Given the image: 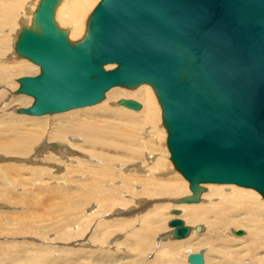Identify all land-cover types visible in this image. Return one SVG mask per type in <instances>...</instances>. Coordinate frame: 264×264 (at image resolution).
I'll return each instance as SVG.
<instances>
[{
    "label": "water",
    "instance_id": "95a60500",
    "mask_svg": "<svg viewBox=\"0 0 264 264\" xmlns=\"http://www.w3.org/2000/svg\"><path fill=\"white\" fill-rule=\"evenodd\" d=\"M57 2L41 0L37 30L24 28L16 43L40 70L18 79L16 94L33 98L19 113H63L100 103L114 87L148 85L170 161L191 192L179 203H196L206 184L264 198V0H100L76 43L54 22ZM168 225L177 239L189 233L180 219ZM187 263L203 264L202 253Z\"/></svg>",
    "mask_w": 264,
    "mask_h": 264
},
{
    "label": "bare ground",
    "instance_id": "6f19581e",
    "mask_svg": "<svg viewBox=\"0 0 264 264\" xmlns=\"http://www.w3.org/2000/svg\"><path fill=\"white\" fill-rule=\"evenodd\" d=\"M26 1H28L27 5L23 8V5L24 3H26ZM99 1L100 0H58L54 10V22L60 30L66 31L68 40L71 43H76L77 41H79V39H82L85 36L89 16L91 15L94 7ZM40 2L41 0L0 1V27H2L0 28V35L4 32L3 26L7 27V25L10 24L9 22L6 23L4 19L11 18V14L16 11H20V25H18L20 26V29L14 35L13 41H11L10 39V37L12 36V34H10L12 32L10 31H5L4 34H6V37H3V40L0 39L1 53L2 50H8V48L12 49V53H9L10 55L5 54L4 57L10 59L16 54L14 51L16 42L18 41L19 36L24 28L37 30L33 26V21L34 15ZM1 56L0 60H4V58H1ZM20 62H23V65L21 63V65L12 67H0V86L4 84L11 85V77L22 74L25 72V70L31 69L26 66L27 64L25 65V63H27L25 62V60H21ZM113 68L114 67L109 68V66H106L105 70H110ZM105 96L106 97L103 102L98 103V105L94 107H84L79 110H71L63 114L50 116L51 120L47 124H44L43 119L50 118L48 117V115L33 118L24 116L22 114L23 116H19L22 118H15L13 116V118H11V115L9 114L10 116L7 118L10 121H14V124L11 125L10 128H7L11 129L9 132H12V138L7 142H0V186H4L7 189L4 195L0 194V236H8L9 234L23 237L26 233H30L31 231H33L31 236H39V234L35 230H33L34 228L32 222L34 223V221L27 219L28 217L33 216L35 221L42 222V217L37 213V211L41 210L39 198L37 196L41 194L39 187L42 184H47L49 181H51L49 180V178H52V182H69V179L73 178L71 181L76 182L82 179V175H84L82 171L83 167H80L81 165L84 167H90L91 165H93V163L96 164L98 162L99 166L91 167L97 174V177L102 178V180L108 178H110L111 180H116L118 178V173L113 169H121V167L116 166L115 168H113V166L116 164L115 161H113L112 158L107 154L103 155L102 153H100L102 152L103 147L108 146V139H116L117 132L114 131L118 130L120 134L125 137L126 140L124 142L126 143V146L122 147L120 145H116L114 147H111L113 151H116L118 149L130 151L138 149V147L145 148L148 144L147 141L149 143L152 142L153 144H157V146H160L161 144V147L164 146L162 150H165L167 135L165 133V130L160 131V121L162 119L161 108L159 106V103L157 102L155 93L148 85H140L138 86V88H135L133 90H128L122 87H114L106 92ZM122 98H136L141 100L143 104L142 109H140L139 112L134 113L133 111H129L120 107L118 102ZM16 99L18 102L14 106L16 107V112L17 108H25L33 103V98H29L24 95L20 96V98L18 96L15 98V100ZM137 123L142 124L143 127H137ZM146 125H156L158 127V139L154 138V136L151 134L150 128H147ZM137 130H140L138 134L136 133ZM9 157H14V160L10 161L11 159ZM148 160L151 161L152 164L149 167L151 168V171L164 169V173L155 175V178H160L165 175L169 177L168 180L160 182H155L154 180L150 182L148 180L137 181L143 183L146 188H150L152 189V191L156 192L157 195H159L155 196L157 198L161 196L167 198H178V200L171 199V203L169 202V205L167 207H152V210H148L145 212H143L142 210L141 212H139V214H136V216L133 215L134 217H132V219L134 218V220H139L138 225L140 227L142 222V229L133 233V235H135V238H133L132 242L133 247H135V249L136 247L141 249V252H144L142 248H148L149 251H151L147 252V256H149L152 251H154V253L152 254V256H156L154 257V259L159 258L155 260L154 263L150 264H178L167 262H169L173 257H179L182 255L187 261L189 255L196 254L193 253V251L202 252L204 260L203 264H264V257L262 256L251 257L250 259L252 260V263H234L231 261H228L227 263H207L205 255L207 254L208 250L205 247L185 246L186 241L193 236V233L197 235L203 234V227H200L199 224L198 226H196L195 224L200 222L202 223V221H204L205 219L209 220L211 214L215 212L214 209L219 207V202L222 203V207H225L229 203L242 201L243 195H245L253 200V202H255L254 206L260 204L261 207L264 208V201L260 198V195L253 191H250V189L243 190L239 187L237 188L235 187V185L218 186L210 184L206 187L203 186L205 187L204 192L201 193L199 200L196 203L182 204L179 203V201L183 197L191 195V192L190 190H188V186L172 182V176H174V174H177V170L173 166H171V162L166 159L165 155L163 157L160 154H147L146 161L148 162ZM22 162L23 164H21ZM58 163L60 165L63 163L66 166L65 172L61 173V169H58L59 167H57L56 165ZM19 164L23 165V170L29 169V171L32 172V175L30 176L31 179H29V184L33 187L36 186L39 189L40 193L36 192L33 194L23 187V184L25 183V181L23 180H25L26 178L20 175L21 171L18 170V167H20ZM15 166L17 167V169L15 168ZM143 167L144 166L140 165L139 162H134L131 165L122 166V171L130 175H139L140 172L143 171ZM151 171L148 169V171L146 172L145 170L146 174L143 171L141 172V175H143L142 173H144V176H150ZM43 180L47 182L43 183ZM15 192H18L17 197H15ZM53 192L54 190L52 189L48 190L49 195H52ZM111 193L116 196H118L119 194L116 190L111 191ZM23 196H26L27 199L23 200ZM30 197L34 199L36 198V202L33 205H31L32 203L30 201H27ZM140 198L143 200H141ZM146 198L153 199L154 197H147L143 195L135 196V200L133 202L135 203L134 205L137 208H130L132 210H135L138 209V207L143 206V204L147 202ZM85 201L88 202V199H86ZM128 206L129 205L117 207V211L115 210V207L112 211H110L111 213L108 212L107 214L112 215V212H114L115 217H117L123 211H127ZM174 209L180 211L179 215H174L175 217L172 216L173 214L171 212ZM166 212L168 215L170 214V212L172 214L170 215L171 218L169 221L173 219L182 220L184 226L189 229V233L185 238L177 239L174 236V229L170 227V230L168 229V227L165 233L160 235L157 234V236L155 237L156 239H154L155 246L153 245V247L150 248L151 235L149 229L153 224L159 222V220L163 218V213ZM148 213H154L152 215V219L150 218V216H147ZM123 215L129 216V214ZM183 218H185L186 221ZM126 219L128 221H124V223L126 222V225H124L123 228L131 229V227L127 225H129L130 220L132 219L129 218V220L128 217ZM120 220L122 219H118L117 223H119ZM69 224L70 223L62 222L61 226L64 227L65 225ZM190 227H192V230H190ZM58 228L59 225H57V221L53 222L51 230H57ZM87 230L82 236L84 239H82L81 237L79 240H81V244H85L84 241H86L88 244L86 245L92 247L93 244L90 241L91 236L89 238L87 237ZM121 230L123 231V229ZM235 232L236 230H234L233 228L231 230V234L235 237H239L235 235ZM242 235L247 236V233L244 232ZM249 238L250 251L255 252L260 249H264V234L255 232ZM117 241L118 240L116 239V243H112L114 241H111L110 239L109 243L118 245ZM166 243L173 245H169L163 248V245H165ZM199 245H201V243H198L196 246ZM204 245L205 244H203L202 246ZM93 248H98V246H95ZM11 260H14V258H11ZM16 261L18 263H21L18 258L16 259Z\"/></svg>",
    "mask_w": 264,
    "mask_h": 264
},
{
    "label": "rangeland",
    "instance_id": "374dc122",
    "mask_svg": "<svg viewBox=\"0 0 264 264\" xmlns=\"http://www.w3.org/2000/svg\"><path fill=\"white\" fill-rule=\"evenodd\" d=\"M27 2L28 1L24 3L23 8L27 5ZM19 12L16 11L13 14H11L10 16L11 18L4 19L6 23L9 22L10 24L7 25V27L3 26V31L12 32V33L9 32L10 34H12V36L10 37L11 41H13L14 35L20 29V26H18L20 25ZM13 23L14 24L18 23V24L14 25ZM4 32L3 34L0 35L2 36L0 37V39L2 40L3 37L4 38L6 37V34H4ZM80 40L81 39H79V41ZM6 50H2V53L0 52L1 53L0 56L1 55L3 56V57L1 56V58H4V60H0V67L2 66L12 67V66L21 65V63L23 65V62L20 61L25 60V62H27L25 63V65L27 64L26 66L29 69L30 68L31 69L25 70L24 73L11 77L10 79L11 85L1 84L2 86H0V142H7L12 138V132H9L11 129H7V128H10V126L14 124L13 123L14 121H10L7 117L11 115L10 116L11 118L13 117L22 118L19 116H23L22 114L20 115L18 110L24 108H20V107L17 108L16 109L18 112L17 113L15 111L16 107H14L15 104L18 103L17 99L15 100V98L18 96L20 98V96H22L20 94L18 95L16 94V91L19 89L18 79L27 76H35L39 74L38 72H40L39 67L33 65L27 59L15 53H14L15 55L13 54L14 56L12 55L13 57H11L10 59L4 57L5 54L7 55L9 53H12L11 48H8L7 51ZM112 67L114 66L109 65V68ZM126 89L133 90L129 88ZM105 97L106 96H104V99ZM125 99H132L139 102L141 104V109H142L143 104L141 100L136 98H125ZM103 100L101 102H103ZM31 105H29L28 107H30ZM96 105H93L91 107H94ZM79 109H73V110H79ZM133 112L136 113L139 111H133ZM63 113L47 114V115L48 117H50ZM47 115H42V116L24 115V116L37 118ZM43 120H44V124H47L51 120V117ZM161 122L162 119L160 121V127H161L160 131L165 130ZM136 126L140 128L143 127V125L140 123H137ZM147 128H150L151 134L154 136V138L158 139V134H159L158 127L156 125L153 126L148 125ZM139 131L140 130H137L136 133L138 134ZM114 132H117L116 139H108L107 140L108 146L103 147L102 152L100 151H96V152H100L103 155L107 154L108 156H110L112 160L115 161L116 163L113 166V168H115L116 166L121 167V169H113L115 172L118 173V178L116 180H111L110 178L102 180V178H98L97 174L93 171V168H91L94 166H99V163L95 161L98 164L93 163V165H91L90 167H84L82 165L80 166L83 167L82 171L84 175H82L83 176L82 179L76 182L71 181L73 178L69 179V182H64V181L52 182V178H49V180L51 181H49L47 184L44 183L47 181L43 180L42 182L44 184H42L39 187L42 195L40 194L37 196L39 198L40 209H41L37 211V213L42 217L41 219L42 222L35 221L33 216L28 217V219L26 218L27 220L34 221V223L32 222L34 228L33 230H35L39 234V236L38 237L31 236L33 231H31L30 233H26L25 236L23 237H18L9 234L8 236H0V264H10V263L12 264H150V263H154L155 260L159 259V258L154 259V257L156 256H152L154 251H152V253L149 256H147V252L151 251V250L149 251L148 248H142L144 252H141V249L137 247L135 249V247H133L132 242H133V238H135L134 237L135 235H133V233L142 229V222L140 227L138 225L139 220H134V218L132 219V217L136 216V214H139V212H141L142 210L143 212L152 210L151 209L152 207H157V206L159 207L161 206V208L167 207L171 199L178 200V198H173V197L167 198L163 196L157 198L155 196H159V195H157L156 192L152 191V189L150 188H146V186L143 183L137 181V180H148L150 182L154 180L155 182H160V181L168 180L169 177L165 175L160 178H155V175L164 173V169L151 171V168H149L152 165L151 161L149 160L148 162L146 161L147 154H160L163 157L165 155L166 159L170 161L167 146H165V150H162L164 146L161 147L162 146L161 144L160 146H157V144H153L152 142L149 143L147 141L148 144L146 145L145 148L138 147V149H134L130 151L121 150V149L113 151L111 147H114L116 145L117 146L120 145L122 147L126 146V143L124 142L126 140L125 137L121 135L118 130ZM13 158L11 157L10 161L14 160ZM134 162H139L140 165L144 166L143 167L144 172L145 170L147 172L149 169L151 171L150 176H144L146 172L145 174L142 173L143 175H141V172L143 171H141L139 175H133V174L130 175L122 171V166L131 165ZM21 164H23V162ZM21 164H19L20 167H18V170L21 171L20 175L26 178L25 180H23L25 181V183L23 182L24 183L23 187L33 194L36 192L40 193L39 189L36 186L33 187L32 185L29 184L30 183L29 179H31L30 176L32 175V172L29 171V169L27 168H25L27 170H23L24 168L23 165ZM170 164L171 166H173L172 162ZM56 165L57 167H59L58 169H61L62 171L61 173L66 171V166L63 163L61 165L59 163ZM16 166L15 168L17 169ZM172 179H173L172 182L174 183H179L181 185H185L189 187L188 183L182 178V176L178 171L177 174H174V176H172ZM208 185L210 184L201 185V187L203 188V192H204V188ZM49 189L54 190L52 195L48 194ZM137 189H141V190H137ZM241 189L249 190L245 188H241ZM113 190L118 191L119 193L118 196L111 193V191ZM6 191H7L6 187L0 186V194L4 195ZM250 191H253L258 195H260L257 191H254L252 189H250ZM17 193L18 192H15L16 195L15 197L18 196ZM85 194H90V195H85ZM139 195L154 197V198L153 199L146 198L147 202H145L143 206L138 207V209L132 210L130 207L137 208L134 205L135 203L133 201L135 200L134 197ZM260 198L263 199L264 201V198L262 196ZM25 199H27L26 196H23V200ZM86 199H88V202L85 201ZM35 200L36 198L34 199L30 197L28 198L27 201H30L32 203L31 205H33L36 202ZM218 204L219 207L214 209L215 212L211 214L209 220L205 219L204 221H202V223L200 222L195 224L196 226H198L199 224L200 227H203L204 229L203 234L197 235L193 233L192 234L193 236L186 241L185 246L205 247L208 250V251L206 250L207 254L205 255L207 263H227L228 261L234 263H252V260L250 259L251 257H259V256L264 257V249H260L255 252L249 250L250 249L249 237L255 232L264 234V208H262L260 204L254 206L255 202H253V200H251L245 195H243V199L240 202L239 201L232 202L227 204L225 207H222L221 202H219ZM126 205H129L127 207L128 210L123 211L117 217H115L114 212H112V215L107 214L108 212L111 213L110 211H112L115 207H116L115 210L117 211L118 210L117 207L126 206ZM171 212L169 215L167 214V212L163 213V218H161L159 222L153 224L150 227L149 229L151 235L150 248L153 247V245L155 244L154 239H156L155 237L157 236V234L160 235L167 231V228L169 227L168 221L171 218L170 215H172ZM123 214L126 215L129 214V216L128 215L125 216ZM153 214L154 213H148L147 216H150V218L152 219ZM172 216L175 217L174 215ZM127 217L128 219L129 218L132 219V220L129 219L130 223L129 225H127L131 227V229L123 228L124 225H126V222L124 223V221H128L126 219ZM118 219H122L120 220L122 222L119 221V223H117ZM183 219L185 220V218ZM56 221H57V225H59V228L57 230H51V226L53 222ZM62 222H67L70 224L62 227L61 226ZM233 228L236 231L241 230L243 231V233L244 232L247 233V236H245L246 235L245 234L239 237H235L234 235L231 234V230ZM121 229H123V231ZM168 229L171 230L170 227ZM86 230H87L86 234L88 236L86 234L85 235L88 238L91 236L90 241L93 244L92 247L87 246L88 244L86 241H84L85 244H81L80 242L81 240H79L84 235ZM190 230H192V227H190ZM90 231L92 232L94 231L93 234ZM82 239L84 238L82 237ZM110 239L111 241H114L112 243H116L115 241L117 239L118 245L110 244L109 243ZM198 243H201V245L196 246ZM203 244L205 245L202 246ZM169 245H173V244L166 243L165 245H163V248ZM95 246H98V248H93ZM193 253H202V252L193 251ZM11 258H14V260H11ZM17 258L21 263H18L16 261ZM29 262H34V263H29ZM167 263L187 264V261L184 259V256L182 255L179 257L178 256L173 257Z\"/></svg>",
    "mask_w": 264,
    "mask_h": 264
}]
</instances>
